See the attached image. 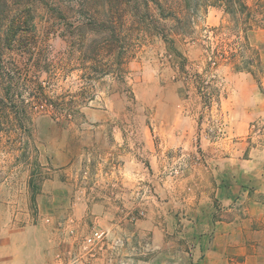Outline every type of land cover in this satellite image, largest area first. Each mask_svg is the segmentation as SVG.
Returning <instances> with one entry per match:
<instances>
[{
  "label": "crops",
  "instance_id": "1",
  "mask_svg": "<svg viewBox=\"0 0 264 264\" xmlns=\"http://www.w3.org/2000/svg\"><path fill=\"white\" fill-rule=\"evenodd\" d=\"M257 35L248 44L264 69ZM207 71L157 38L107 78L82 110L83 130L58 133L42 155L38 214L3 229L0 264H264V135L252 130L264 123V80L214 70L226 127L210 140L199 134ZM95 231L107 241L92 252L83 241Z\"/></svg>",
  "mask_w": 264,
  "mask_h": 264
},
{
  "label": "rangeland",
  "instance_id": "2",
  "mask_svg": "<svg viewBox=\"0 0 264 264\" xmlns=\"http://www.w3.org/2000/svg\"><path fill=\"white\" fill-rule=\"evenodd\" d=\"M159 2L150 3L149 15L161 20L168 40L128 14L118 29L124 67L159 38L168 52H190L204 61V76L212 72V57L217 67L249 70L264 80L259 48L248 44L252 31L264 44V0ZM138 10L146 14L143 5ZM107 15L102 0H0V233L24 228L28 215L38 214L36 195L46 176L42 155L60 139L58 133L82 131V110L107 78L123 75L124 69H110L102 47L99 57L83 56L85 44L104 34L89 19L104 24ZM209 93L215 94L212 87Z\"/></svg>",
  "mask_w": 264,
  "mask_h": 264
},
{
  "label": "trees",
  "instance_id": "3",
  "mask_svg": "<svg viewBox=\"0 0 264 264\" xmlns=\"http://www.w3.org/2000/svg\"><path fill=\"white\" fill-rule=\"evenodd\" d=\"M87 1V0H85ZM96 3L98 0H92ZM107 5L108 15L107 19L104 20V24H100L99 18L92 16L89 21L90 25L95 29H100L104 34L99 38L97 43L94 45L85 44L83 48V56H88L94 53L93 56L99 57V53L102 47L107 52V56L110 60V69L115 70L117 73L122 72L124 69L122 62V55L125 52V47L121 41L118 29L123 26L125 17L128 14H132L136 19H140L138 24L145 29H152L158 35H161L164 39L168 40V37L164 34L160 28L161 20L156 19L153 15H149L150 3L153 2L155 5L160 6L159 0H102ZM143 5L145 9L144 15L138 14L137 11L140 6ZM141 13V12H140ZM147 15V16H145ZM100 33V32H98ZM101 43L99 46L98 44ZM89 51V52H88ZM124 60V59H123Z\"/></svg>",
  "mask_w": 264,
  "mask_h": 264
},
{
  "label": "built area",
  "instance_id": "4",
  "mask_svg": "<svg viewBox=\"0 0 264 264\" xmlns=\"http://www.w3.org/2000/svg\"><path fill=\"white\" fill-rule=\"evenodd\" d=\"M210 67H211V73L206 74L207 76H204L199 81V94L202 99L203 103V119L200 123V130L199 134L200 136L203 135L207 137L210 140H213L215 138H218L219 136L223 135L225 133V121L222 119V117L219 115L217 109H218V100L217 96L215 94L209 93V90L212 87L213 81L216 79V75L214 73V70H216L218 65V59H214L210 57ZM216 111L215 115L213 112ZM252 130L255 134L258 135H264V123L258 122L255 123L252 126ZM134 220H136L134 218ZM107 241V234L102 231H95L91 233L89 236H87L83 243L88 251L94 252V250L97 247L102 246ZM121 245H123V242L121 240H116L113 243V250H116ZM144 249L146 252H151V243L146 242L144 244Z\"/></svg>",
  "mask_w": 264,
  "mask_h": 264
}]
</instances>
